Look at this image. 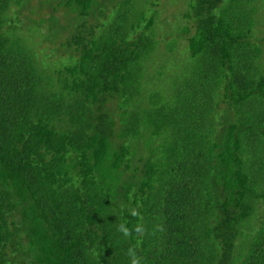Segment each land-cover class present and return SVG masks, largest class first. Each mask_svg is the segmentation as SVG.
<instances>
[{
	"label": "trees",
	"instance_id": "trees-1",
	"mask_svg": "<svg viewBox=\"0 0 264 264\" xmlns=\"http://www.w3.org/2000/svg\"><path fill=\"white\" fill-rule=\"evenodd\" d=\"M158 1L0 0V264H264V0Z\"/></svg>",
	"mask_w": 264,
	"mask_h": 264
},
{
	"label": "rangeland",
	"instance_id": "rangeland-1",
	"mask_svg": "<svg viewBox=\"0 0 264 264\" xmlns=\"http://www.w3.org/2000/svg\"><path fill=\"white\" fill-rule=\"evenodd\" d=\"M45 0H30V2H26L24 4V8L23 10H21L22 13V17L21 20L25 17V16H31L33 15L32 18L36 19L38 17H36L39 13L45 12L46 10H43L41 12L37 11L36 9H38L40 7V2H43ZM183 3L186 2V0H180ZM185 4V3H184ZM45 7V6H44ZM184 7H182V5L180 4L179 0H159L157 2V6L154 8V10L157 12V17L155 19V23L159 24V26L156 29L157 35L160 36V38L163 40H165L166 42H171L172 38H171V32L175 33L176 30V18H180L177 14L178 13H182ZM185 9V8H184ZM12 10L17 11L18 9L16 7H13ZM34 10L33 14L31 15L29 12ZM12 13V11H11ZM59 15V14H58ZM60 16V15H59ZM26 19L24 18V21ZM263 18L260 19V16H258V25L256 26L255 30H254V36L252 38V41L257 44L258 46H260L261 49H264V22L262 21ZM163 42V45L165 46V43ZM179 45L181 46V50L183 49V47L185 46L186 42L184 41H179L178 42ZM160 53H162L164 51L163 46H160ZM51 48V46H50ZM178 48V50H180ZM185 52L187 53V49L185 50ZM165 53V51H164ZM50 59L55 60V58L53 56H50ZM168 62H170L171 64H175L177 59L175 56L173 57H167L166 59ZM262 62L264 65V57L262 58Z\"/></svg>",
	"mask_w": 264,
	"mask_h": 264
},
{
	"label": "clouds",
	"instance_id": "clouds-1",
	"mask_svg": "<svg viewBox=\"0 0 264 264\" xmlns=\"http://www.w3.org/2000/svg\"><path fill=\"white\" fill-rule=\"evenodd\" d=\"M133 215H135V213H133ZM121 231L123 232V234H124L125 236H128V235H129V232H128V230H127L126 228L121 227ZM136 231L139 232L140 229L137 228ZM132 264H139L138 259H135V258H134L133 261H132Z\"/></svg>",
	"mask_w": 264,
	"mask_h": 264
}]
</instances>
